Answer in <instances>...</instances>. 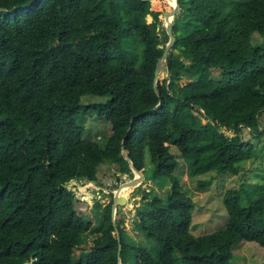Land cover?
Here are the masks:
<instances>
[{
    "label": "trees",
    "instance_id": "trees-1",
    "mask_svg": "<svg viewBox=\"0 0 264 264\" xmlns=\"http://www.w3.org/2000/svg\"><path fill=\"white\" fill-rule=\"evenodd\" d=\"M178 4L157 95L168 41L156 30L160 0H0V264H231L241 241L264 247V190L227 189L225 227L191 233L195 203L170 151L190 177L235 175L254 160L251 138L264 134V0ZM86 117L109 127L99 140ZM123 151L164 192L143 191L136 208L134 229L160 243L155 256L115 221L118 242L112 197L90 216L66 188L96 181L103 165L133 176Z\"/></svg>",
    "mask_w": 264,
    "mask_h": 264
},
{
    "label": "rangeland",
    "instance_id": "rangeland-1",
    "mask_svg": "<svg viewBox=\"0 0 264 264\" xmlns=\"http://www.w3.org/2000/svg\"><path fill=\"white\" fill-rule=\"evenodd\" d=\"M171 5L167 0H160L158 11L161 12L160 18L163 16V11H169ZM150 20V19H149ZM258 41L259 38L253 37V41ZM166 67L158 77L159 81L167 78ZM217 76L214 72L212 78ZM190 81L187 78H182L180 83L184 85ZM104 100L102 98L83 97L82 102L87 104ZM93 119L91 117L85 118V125L90 123ZM98 122V121H97ZM95 124H88L87 129L90 138L99 140L102 138L103 133H106L105 126H100L102 122ZM261 125L264 127V114L261 117ZM105 127V128H104ZM225 135L232 137L234 132L232 130L220 129ZM101 134V135H100ZM98 136V137H97ZM248 138L249 135L245 134ZM251 143L254 145V160L243 163L237 174L231 175L228 173L215 174L206 173L199 176L190 177L186 171V165L180 154L174 147H170V151L175 155L179 162V166L175 174L179 178L180 185L183 189L188 190L195 207L192 211V229L191 233L195 236L211 233L225 227L228 219L227 211L223 205L222 197L227 189L241 188L257 192L264 190V134L261 137L251 138ZM133 176L128 174H120L114 165H103L98 169L96 181L87 180H72V183H67L66 188L73 192L75 198L84 202L76 206L83 210L86 214L92 216L93 203L98 200L102 205H105L112 197L113 192L119 187L120 184L128 181ZM211 179L210 184L206 187L199 185L204 180ZM81 188H85L81 192ZM153 188L154 192L164 195L163 190L158 188L153 178L150 177L148 181L143 180L141 184L131 187L125 194L127 198H122L121 201H126L117 206L114 214V220L121 222L120 228H123L135 239L144 244L148 250L155 256L158 252L160 243L157 240H145L143 235L134 229L136 221V208L141 206V199L144 196L143 191H149ZM264 261V247H261L256 242L241 241L233 248V258L231 264H261Z\"/></svg>",
    "mask_w": 264,
    "mask_h": 264
},
{
    "label": "water",
    "instance_id": "water-1",
    "mask_svg": "<svg viewBox=\"0 0 264 264\" xmlns=\"http://www.w3.org/2000/svg\"><path fill=\"white\" fill-rule=\"evenodd\" d=\"M179 11H180V6L178 4V0H175L174 5H171L170 10L163 14L162 19L156 28L157 32H159L161 29H164L165 33L168 36V41L163 48V53H162L161 57L158 59V61L156 63L155 71H154L153 87H154V91L156 92L157 95H158V89H157L158 77L162 71V68L163 67L167 68L168 54L172 50V47H173L175 39H176L174 34H173V30H172L173 29V19ZM157 36H159V33L157 34ZM166 73L169 75L168 72H166ZM158 106H159V104L157 105V107ZM123 154L125 156V159L128 162V165L131 169V172L134 176L130 180L125 181L124 183L120 184L119 187L112 194L111 220H112L113 226L115 228V234H116L118 242H119V231L116 228V223L114 220V214L116 212L117 206L123 204L126 201L118 200V193L117 192L122 185H125L126 187H132L134 185L141 184L144 180L143 174L134 166V163L129 158L126 151H123ZM136 174H137V176H136ZM69 183H72V180H70ZM117 264H121L119 258H118Z\"/></svg>",
    "mask_w": 264,
    "mask_h": 264
},
{
    "label": "bare ground",
    "instance_id": "bare-ground-1",
    "mask_svg": "<svg viewBox=\"0 0 264 264\" xmlns=\"http://www.w3.org/2000/svg\"><path fill=\"white\" fill-rule=\"evenodd\" d=\"M169 2L170 5H174L175 0H167ZM134 176V175H133ZM137 176V174H136ZM85 188H81V192L84 191ZM131 189V187H126L125 185H122L120 187V189L118 190V200H122V198H127V196L125 195L129 190Z\"/></svg>",
    "mask_w": 264,
    "mask_h": 264
},
{
    "label": "built area",
    "instance_id": "built-area-1",
    "mask_svg": "<svg viewBox=\"0 0 264 264\" xmlns=\"http://www.w3.org/2000/svg\"><path fill=\"white\" fill-rule=\"evenodd\" d=\"M73 182V181H72Z\"/></svg>",
    "mask_w": 264,
    "mask_h": 264
}]
</instances>
